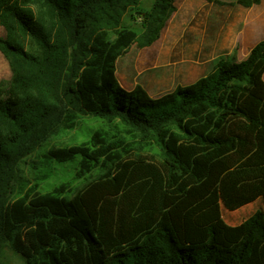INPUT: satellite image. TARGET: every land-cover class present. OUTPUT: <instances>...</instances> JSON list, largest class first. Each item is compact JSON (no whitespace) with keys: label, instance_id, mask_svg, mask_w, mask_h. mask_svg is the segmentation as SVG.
I'll use <instances>...</instances> for the list:
<instances>
[{"label":"trees","instance_id":"1","mask_svg":"<svg viewBox=\"0 0 264 264\" xmlns=\"http://www.w3.org/2000/svg\"><path fill=\"white\" fill-rule=\"evenodd\" d=\"M145 1L0 0L11 65L0 80V264H264V159L246 164L264 155V100L252 91L264 37L152 97L116 77L117 58L151 46L176 10ZM86 116L105 126L44 150ZM64 163L76 179L97 176L73 193L68 180L42 190ZM258 199L241 223L222 219L220 205Z\"/></svg>","mask_w":264,"mask_h":264},{"label":"rangeland","instance_id":"2","mask_svg":"<svg viewBox=\"0 0 264 264\" xmlns=\"http://www.w3.org/2000/svg\"><path fill=\"white\" fill-rule=\"evenodd\" d=\"M220 1L226 4L205 0H175L176 10L167 20L157 41L145 48H138L136 44H133L117 58L116 77L119 84L126 88H133L139 84L150 96L157 97L171 92L177 85H187L208 73L218 59L230 62L243 59L248 53V48L239 50V43L229 55H224L225 51L217 48L216 32L219 12H224L226 25L234 21L240 22L241 19L250 20L257 16V9L264 12V0H261L254 7L255 9L243 7L237 4L236 0ZM150 2L147 0L144 5L149 6ZM32 7L36 10L40 9L37 3L32 4ZM239 8L243 10L240 12ZM255 24L256 30L251 41L260 39L264 35V20ZM0 34H4L3 30ZM10 76V61L0 52V80ZM252 91L264 100V68L257 74ZM104 126L105 123L102 120L89 116L83 117L76 129L52 137L46 143L44 150L50 146H65L81 142L92 130ZM261 159H264V155L251 154L247 157L246 164H259ZM55 167L53 176L42 183V190H47L62 180H68L73 193L92 182L97 176V173L93 172L81 179H76L74 177L75 165L72 163L57 164ZM20 168L28 176V157L24 163L20 164ZM262 209V201L258 199L239 208L240 211H227L220 205V214L227 224L234 226L241 223L255 210Z\"/></svg>","mask_w":264,"mask_h":264},{"label":"crops","instance_id":"3","mask_svg":"<svg viewBox=\"0 0 264 264\" xmlns=\"http://www.w3.org/2000/svg\"><path fill=\"white\" fill-rule=\"evenodd\" d=\"M257 6V4L252 5L250 7L246 8H252ZM244 7V6H243ZM240 12L243 10L242 8L238 9ZM257 16L248 20V19H241L240 22H233L225 24L224 21V12H219L218 19H217V48L221 51H225L224 55H229V53L236 48V44L239 43L240 49H249L260 39L264 37V35L260 39L252 40L253 33L255 32L256 24L262 22L264 18V12H261V10L257 9ZM255 24V25H254ZM262 26V25H261ZM263 28V26H262ZM196 80V79H195ZM191 83V82H190ZM122 87H124L122 85ZM126 88V87H124ZM126 89H132V88H126Z\"/></svg>","mask_w":264,"mask_h":264}]
</instances>
